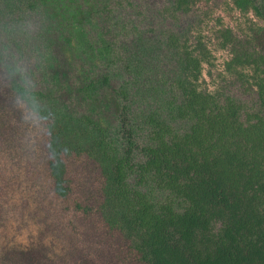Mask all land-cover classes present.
Returning <instances> with one entry per match:
<instances>
[{
	"label": "trees",
	"instance_id": "1",
	"mask_svg": "<svg viewBox=\"0 0 264 264\" xmlns=\"http://www.w3.org/2000/svg\"><path fill=\"white\" fill-rule=\"evenodd\" d=\"M88 1L87 22L93 9L105 12L112 2ZM209 1L173 0L165 9L174 19L198 15L158 42L180 67L172 103L189 125L180 134L149 119L153 143L142 149L139 171L170 192L163 203L128 184L137 146L126 107L127 146L121 157L113 154L99 118L108 108L98 95L108 76L89 72L80 80L89 106L83 115L59 108L55 90L1 80L0 264H264V0H224L237 15L233 22L205 10ZM54 3L0 0V35L25 39L28 17L40 11L68 26L76 16ZM68 35L61 37L68 53L79 46L95 61L110 52L106 40L93 44L85 30ZM217 52L227 60L222 86L211 91L203 87L204 70ZM232 87L255 96L253 103Z\"/></svg>",
	"mask_w": 264,
	"mask_h": 264
},
{
	"label": "rangeland",
	"instance_id": "2",
	"mask_svg": "<svg viewBox=\"0 0 264 264\" xmlns=\"http://www.w3.org/2000/svg\"><path fill=\"white\" fill-rule=\"evenodd\" d=\"M103 2L96 0L95 4L100 7ZM172 2L112 0L105 12L96 13L93 9L94 14L87 22L82 13L88 8V0H55L56 8L68 16H76L74 21L67 23L68 26L61 25L59 20H51L40 11L28 17L29 35L25 39H10L0 35V105L6 101L1 80L8 78L30 89L46 92L55 90L59 108L83 115L89 112V106L82 101L77 89L80 80L89 72L96 78L109 77V85L98 93L99 99L108 104L107 109L101 110L99 118L107 130L113 154L121 157L127 146L121 128V112L124 107L127 108L137 146L132 154L136 167L128 175V184L147 195L155 204L167 201L171 194L158 189L149 176H143L139 171V166L146 160L142 149L153 143V127L149 119L154 117L161 120L180 134L189 128L187 122L177 117L172 103V98L178 96L176 83L180 67L158 42L164 31L184 32L191 27L198 12L174 19L165 12ZM204 6L205 10L213 9L215 16H220L225 22H233L230 20L237 16L225 8L224 0H210ZM206 22L209 21L206 19ZM80 29L86 31L93 44L106 40L110 46L109 54L98 53L95 61H88L87 53L79 46L73 47V51L68 53L61 37ZM100 50L101 45L97 51ZM215 58L213 66H207L204 70L206 82L203 87L211 91L222 86L227 56L224 52H217ZM230 90L244 102L253 103L255 96L252 94L235 87ZM39 104L48 107L45 102Z\"/></svg>",
	"mask_w": 264,
	"mask_h": 264
}]
</instances>
